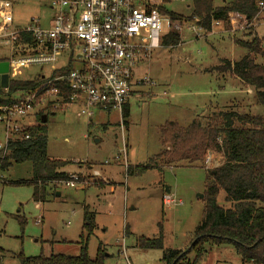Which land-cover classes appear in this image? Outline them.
<instances>
[{
  "label": "rangeland",
  "instance_id": "1",
  "mask_svg": "<svg viewBox=\"0 0 264 264\" xmlns=\"http://www.w3.org/2000/svg\"><path fill=\"white\" fill-rule=\"evenodd\" d=\"M7 1H11L15 25L35 19L44 26L50 23L51 0ZM221 1L214 0V5ZM189 5L190 0H173L165 6L182 19L171 21L167 16L169 26H165L164 36L177 33L181 43L173 48L161 44L137 69L136 80L147 76L155 85L134 87L126 126L123 117L113 111H95L91 122L77 116V106L63 109L55 105L56 113L49 114L53 112L48 107L53 102L51 98L44 106H36L25 119L26 125L33 126L46 116L47 155L69 161L65 171L77 176L79 183L73 188L51 184L45 201L36 203L32 188L6 185L31 180V162L13 164L0 173V264H20L16 258L19 254L77 256L83 207L95 215L97 226L88 242L91 259L102 245L109 255L105 264H160L161 250L135 246L139 237H156L160 223L165 250L188 247L201 221L204 205L199 196L204 192L206 172L214 168V162L217 167L223 162L221 155L210 153V167L205 161L207 153L205 164L203 161L191 167H169L159 162L160 170L139 176H128L126 168L146 164L159 153V130L166 122L186 127L193 121H208L220 112L262 115L263 109L255 104L254 91L223 71V66L225 61L234 63L246 54L236 41L257 37L264 46V23L257 31L231 32L229 24H213L210 32H198V20H188ZM10 54V44L0 41V59ZM254 58L255 63L261 64V57ZM62 63L59 60L55 65ZM40 71L37 67H10L9 79L30 80ZM42 73L48 74L49 68ZM4 131L0 123V146L6 142ZM99 182L101 186L94 187ZM165 188H170L169 195L180 205L162 206ZM217 203L229 207L223 191L219 192ZM16 215L26 220L23 228ZM206 249V256L197 264H241L231 244Z\"/></svg>",
  "mask_w": 264,
  "mask_h": 264
},
{
  "label": "trees",
  "instance_id": "2",
  "mask_svg": "<svg viewBox=\"0 0 264 264\" xmlns=\"http://www.w3.org/2000/svg\"><path fill=\"white\" fill-rule=\"evenodd\" d=\"M162 2L167 6L169 0ZM259 2L264 4V0H222L216 6L214 0H190L188 20L197 19L196 25L203 32H210L216 22H220L222 27L228 24L229 13L242 14L252 20L259 12ZM158 11L163 16H169L171 21L182 19L181 15L168 12L165 6H159ZM180 43L177 33H168L161 41L162 46L171 48ZM235 44L243 48L246 54L234 63L225 61L223 71L234 75L254 91L255 104L263 109V114L220 112L208 121H193L186 127L176 122H166L159 130V153L146 164L126 168L128 176H139L154 169L160 170L159 162L169 167H191L202 164L206 154L211 152L220 154L223 159L218 167L206 172L201 221L194 229L186 249H164L161 223L156 237L137 238L135 246L138 249L162 251L160 264H197L206 256L207 246L229 244L234 246L241 264H264V46L257 37L249 41H236ZM10 47L11 54L1 58L0 62H9L10 57L34 52L31 36L27 34H19ZM254 56L261 57V64L255 63ZM69 68L53 74L64 75ZM43 82L42 70L30 80L9 79L7 89L0 88V106L14 105L18 98L40 88ZM55 86L60 89L59 96L63 102L67 101L71 93L67 81H59ZM54 104L49 102L48 107L53 108L49 114L56 113ZM129 109L127 103L123 108L124 126L127 125L124 119L129 118ZM45 123L39 121V125L22 126L0 148V173L13 164L31 162V180L6 185L32 188V200L36 203L45 201L49 185L69 180L65 167L70 162L50 159L47 155ZM100 183H95L94 187H100ZM220 191L225 194V203L229 205L227 208L217 203ZM15 217L23 228L26 220L17 215ZM96 227L95 215L83 207L77 256L56 254L25 257L19 254L16 258L20 264H105L109 255H106L102 245L98 246L93 259L88 254V242Z\"/></svg>",
  "mask_w": 264,
  "mask_h": 264
},
{
  "label": "built area",
  "instance_id": "3",
  "mask_svg": "<svg viewBox=\"0 0 264 264\" xmlns=\"http://www.w3.org/2000/svg\"><path fill=\"white\" fill-rule=\"evenodd\" d=\"M159 6L166 5L162 0H51L53 15L47 26L35 19L15 29L10 2L0 1V41L11 46L19 34H27L31 36L34 49L32 53L10 57L9 68H49L40 88L24 94L12 106H0V123L4 125L6 141L22 126H27L25 119L36 106H44L48 98L53 100L54 106L63 109L77 106V116L86 117L88 121L95 111H113L122 119L123 108L129 103L134 87L155 85L147 76L136 80V73L151 52L161 47L164 28L169 26L167 16L158 11ZM258 8L252 20L242 14L229 13L231 32L256 30L264 23L263 2L258 3ZM220 25V22L214 23V26ZM195 30L202 31L200 27ZM59 60L63 63L56 66ZM68 66L69 71L64 75L53 74ZM59 81H67L71 91L64 102L59 96L60 89L55 86ZM206 158L210 167V153ZM214 163L212 166L216 168ZM77 183L78 177L69 175V180L60 184L73 188ZM169 194L163 195L162 206L181 204Z\"/></svg>",
  "mask_w": 264,
  "mask_h": 264
},
{
  "label": "water",
  "instance_id": "4",
  "mask_svg": "<svg viewBox=\"0 0 264 264\" xmlns=\"http://www.w3.org/2000/svg\"><path fill=\"white\" fill-rule=\"evenodd\" d=\"M8 84H9V64L8 62H0V88L5 90L7 89ZM40 121L42 124H44L46 122V116L43 115ZM164 192L166 194H169L170 190L168 188H165ZM199 197L202 199L203 195H200Z\"/></svg>",
  "mask_w": 264,
  "mask_h": 264
},
{
  "label": "crops",
  "instance_id": "5",
  "mask_svg": "<svg viewBox=\"0 0 264 264\" xmlns=\"http://www.w3.org/2000/svg\"><path fill=\"white\" fill-rule=\"evenodd\" d=\"M10 2H11V1H10ZM10 4H11V3H10ZM12 9H13V8H12V5H11V13H12ZM28 22H29V21H28ZM28 22H27L26 24H28ZM26 24H25V25H26ZM25 25H22V26H20V25H15V24H14V19H13V17H12V26H13V28H15V29H19V28H22V27L25 26ZM192 28H194V27H192ZM257 29H258V28H257ZM257 29H256V31H257ZM98 112H100V111H98ZM127 119H128V118H127ZM127 119H124V122H125ZM89 121L91 122V120H89ZM89 121H88V122H89ZM4 132H5V131H4ZM1 147H2V146H1ZM89 170H90V171H93V166H92V167H89ZM96 173H97V172H96ZM168 189L170 190V188H168ZM47 191H48V190H47ZM56 195H57V194H56ZM57 196H60L59 193H58ZM176 250H180V249H176Z\"/></svg>",
  "mask_w": 264,
  "mask_h": 264
},
{
  "label": "bare ground",
  "instance_id": "6",
  "mask_svg": "<svg viewBox=\"0 0 264 264\" xmlns=\"http://www.w3.org/2000/svg\"><path fill=\"white\" fill-rule=\"evenodd\" d=\"M0 1H4V0H0ZM9 64V63H8ZM6 90V89H5Z\"/></svg>",
  "mask_w": 264,
  "mask_h": 264
}]
</instances>
